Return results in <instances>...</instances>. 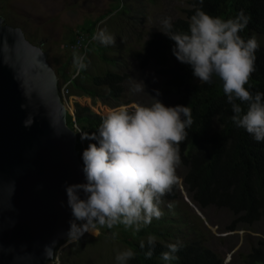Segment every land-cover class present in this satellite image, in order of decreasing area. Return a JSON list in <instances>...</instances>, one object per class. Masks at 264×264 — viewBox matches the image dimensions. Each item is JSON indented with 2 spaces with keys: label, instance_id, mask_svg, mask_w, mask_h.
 <instances>
[{
  "label": "trees",
  "instance_id": "16d2710c",
  "mask_svg": "<svg viewBox=\"0 0 264 264\" xmlns=\"http://www.w3.org/2000/svg\"><path fill=\"white\" fill-rule=\"evenodd\" d=\"M197 7L213 17L225 20L235 18L241 10L249 17V22L240 35L245 40L255 36L259 48L255 53V71L245 88L253 95L264 93V0H203L202 5L199 0H193L192 8L185 12L186 17L172 23V30L187 32L190 18ZM81 29L86 31L83 27ZM259 38L263 39L259 42ZM73 40L75 41V34ZM174 46L175 42L168 36L157 32L135 59L141 69L154 67L157 74L165 79V91L177 94V99L170 107L183 105L191 109L193 123L186 129L187 138L179 145V164L186 171L183 188L189 203L202 214L217 210L231 215L233 222L228 228L229 231L246 226L252 228L257 224L264 225V142L255 141L246 130L233 123L232 108L223 92L222 81L213 76L211 83H201L193 76L191 66L182 64L173 55ZM92 47L93 44L85 54L78 53L81 57L84 56V62ZM73 59V53H70L69 61ZM103 61L108 63L109 59L105 57ZM70 62L56 70L59 84L61 81L63 86L70 83V96L100 100L111 108L131 104L125 96V85L130 80L128 74L107 70L101 75L88 76V64L86 69L70 73ZM242 107L247 110V104ZM103 118L79 104L76 105V120L68 116V126L72 129L77 126L81 132H78L77 142L80 156L89 143L96 142L82 140L81 136L96 134ZM183 196L177 182L162 197L160 205L171 204L176 212L180 210L178 213H181L183 207L191 209ZM187 215L179 218L183 223L177 220L187 228L185 239L180 242H174L177 240L174 227L161 228L164 223L175 225V221H166L165 218L142 227L134 239L135 242L123 240L135 254L127 264H224L223 259L208 247L204 239V223L202 225L191 222ZM193 217L196 218L195 215ZM150 236L155 237V245L152 248V257L148 258L145 252L149 250L147 242ZM141 242L145 247L141 248ZM171 242L179 245V251L174 254L177 258L164 261L161 253L168 251L167 246ZM242 264H264V240H259L243 257Z\"/></svg>",
  "mask_w": 264,
  "mask_h": 264
},
{
  "label": "clouds",
  "instance_id": "9594fccd",
  "mask_svg": "<svg viewBox=\"0 0 264 264\" xmlns=\"http://www.w3.org/2000/svg\"><path fill=\"white\" fill-rule=\"evenodd\" d=\"M202 5L203 0H199ZM249 22L243 10L235 18L213 17L197 7L187 32H174L170 18L162 21L166 36L175 42L173 55L191 66L201 83H211L213 76L222 81L223 92L231 105L233 123L243 128L257 142H264V93L253 95L245 88L255 71V36L244 39L240 33ZM101 44L115 45L116 39L104 30L94 37ZM77 71L86 69L84 58L73 53ZM143 81L134 90L144 91ZM157 96L159 92L157 91ZM150 106L134 104L110 109L98 132L81 139L89 143L81 153L84 182L66 184L67 206L71 210L67 237L78 240L85 233L97 234V225L126 228L148 225L162 216V197L177 183L180 163L179 145L187 138L192 123L188 106H165L153 97ZM247 104L245 111L242 105ZM82 194V195H81ZM115 235V234H114ZM146 257L153 255L155 237L148 238ZM145 247L141 242V248ZM161 253L164 261L177 257L178 244H169ZM131 249L117 254L119 264L134 258Z\"/></svg>",
  "mask_w": 264,
  "mask_h": 264
},
{
  "label": "water",
  "instance_id": "95a60500",
  "mask_svg": "<svg viewBox=\"0 0 264 264\" xmlns=\"http://www.w3.org/2000/svg\"><path fill=\"white\" fill-rule=\"evenodd\" d=\"M68 116L42 45L0 17V264H52L72 242L65 185L84 176Z\"/></svg>",
  "mask_w": 264,
  "mask_h": 264
},
{
  "label": "rangeland",
  "instance_id": "374dc122",
  "mask_svg": "<svg viewBox=\"0 0 264 264\" xmlns=\"http://www.w3.org/2000/svg\"><path fill=\"white\" fill-rule=\"evenodd\" d=\"M28 1L31 2V0H0V15L8 25L17 28L23 27L30 43L39 45L40 41L44 42L43 51L55 72L70 62L69 58L72 52L68 51L67 47L70 44V38L74 37V34L76 38V32L79 30L85 33L87 38L90 37L91 44H93L85 58V64H88V76L101 75L107 70L130 76V80L125 85V96L131 103L127 105L129 108L134 104L150 106L154 102L153 97L159 99L165 106H169L177 99L175 92L167 93L165 91V79L157 74V70L154 67L141 69L135 56L145 50L154 33L162 32L164 19L170 18L171 23H174L185 18V12L192 8L193 0H158L156 2L150 0H55L57 3V5L55 4L56 13L52 18L44 19L37 18L36 13L27 8V6H31L27 4ZM72 4L84 6L83 18L80 19L77 16L60 18L59 14L63 11L62 8L65 6L75 7ZM62 25L65 27L62 28ZM82 27L86 30L85 32L81 29ZM100 30L115 37V45L106 46L95 39V35ZM262 39L259 38L258 41L260 42ZM73 41L72 38L71 42ZM53 43L57 44L53 45ZM82 57L84 58V56ZM105 57L109 59L108 63L103 61ZM68 69L70 73L77 70L73 61L70 62ZM72 77L75 78L76 75H72ZM85 80L88 78L85 77ZM138 81H143L144 91L134 90ZM62 88L61 81L60 89L62 90ZM157 91L159 96L156 95ZM63 101L66 107L70 108H68L69 116H72L74 121L76 120L77 104L102 117H105L107 112L113 109L104 105L100 100H92L88 97L70 96L67 99L63 98ZM185 173V169L178 164L176 176L182 194H185L183 188ZM183 200L187 202L185 196H183ZM188 204L191 209L183 207L181 213H178L180 210L176 212V208L171 204L160 205L162 216L159 219L175 221L174 226L164 223L161 227L164 229L174 227L177 236V240L174 242L185 239L187 228L177 220L182 222L179 218L185 217L187 214L191 222L202 225L204 223L203 233L206 235L204 239L208 247L223 259L224 264H242L243 257L259 240H264L263 224L229 231L228 228L231 226L233 218L228 213L209 210L206 211V214H202L192 204L189 202ZM157 220L153 218L151 223ZM144 226L141 225L140 229ZM139 231L135 226L126 228L123 224H117L111 229L100 226L97 228V234L90 233L70 242L67 247L57 253L59 260L52 264H119L116 259L117 254L129 249L123 240L134 241ZM174 242L169 244H174Z\"/></svg>",
  "mask_w": 264,
  "mask_h": 264
},
{
  "label": "crops",
  "instance_id": "0c3cea01",
  "mask_svg": "<svg viewBox=\"0 0 264 264\" xmlns=\"http://www.w3.org/2000/svg\"><path fill=\"white\" fill-rule=\"evenodd\" d=\"M27 4L31 5L27 6V8L30 9L31 12L36 13L35 16L39 19L52 18V16H54L57 11V8L55 7V4L57 5V3L55 0H31V2L28 1ZM72 6L75 7L65 6L64 8H62L63 11H61V13L59 14L60 18L65 19L71 18L72 16H77L78 18L82 19L84 6H82L81 4H72ZM61 27L64 28L65 26L62 25ZM20 28L25 32V34H27L26 30L23 27ZM72 38L73 37L70 38L69 42H71ZM54 44L57 43H53V45ZM39 45H44V42L40 41Z\"/></svg>",
  "mask_w": 264,
  "mask_h": 264
},
{
  "label": "built area",
  "instance_id": "2783aa9c",
  "mask_svg": "<svg viewBox=\"0 0 264 264\" xmlns=\"http://www.w3.org/2000/svg\"><path fill=\"white\" fill-rule=\"evenodd\" d=\"M91 41H92V39H90V37L87 38V35H85V33H82V32H80V31L78 30V31L76 32V38H75L74 43L71 44V45H69V46L67 47V49H68L70 52H72V53H74V52H76V53L83 52V53L85 54L86 51H87L88 46L91 44ZM69 85H70V83H66V84L63 86V88H62V90H61L62 98L67 99V98L70 97ZM75 129L77 130V132L81 133L80 130H79V128H78L77 126H76ZM80 158H81V156H80ZM87 234H90V232H89V233H85L83 236H85V235H87ZM83 236H81V237H83ZM81 237H80V238H81Z\"/></svg>",
  "mask_w": 264,
  "mask_h": 264
},
{
  "label": "flooded vegetation",
  "instance_id": "af4514ba",
  "mask_svg": "<svg viewBox=\"0 0 264 264\" xmlns=\"http://www.w3.org/2000/svg\"><path fill=\"white\" fill-rule=\"evenodd\" d=\"M0 17H2V15H0ZM3 18V17H2ZM4 19V18H3Z\"/></svg>",
  "mask_w": 264,
  "mask_h": 264
},
{
  "label": "bare ground",
  "instance_id": "6f19581e",
  "mask_svg": "<svg viewBox=\"0 0 264 264\" xmlns=\"http://www.w3.org/2000/svg\"><path fill=\"white\" fill-rule=\"evenodd\" d=\"M67 109L69 108V107H66ZM70 109V108H69Z\"/></svg>",
  "mask_w": 264,
  "mask_h": 264
}]
</instances>
